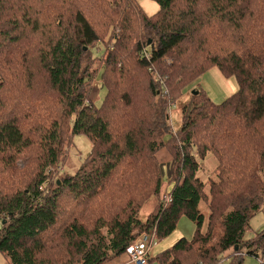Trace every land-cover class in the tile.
Returning a JSON list of instances; mask_svg holds the SVG:
<instances>
[{"label":"trees","instance_id":"16d2710c","mask_svg":"<svg viewBox=\"0 0 264 264\" xmlns=\"http://www.w3.org/2000/svg\"><path fill=\"white\" fill-rule=\"evenodd\" d=\"M0 0V254L5 264H104L137 235L156 241L181 217L196 227L159 264L264 258V0ZM97 51L94 55L93 51ZM102 66L105 96L89 100ZM212 68L238 90L215 104L197 87ZM181 126L171 127V106ZM76 135L90 152L59 174ZM172 161L170 202L157 154ZM215 167L200 177L202 160ZM209 209L205 233L200 202ZM264 264V263H263Z\"/></svg>","mask_w":264,"mask_h":264},{"label":"rangeland","instance_id":"374dc122","mask_svg":"<svg viewBox=\"0 0 264 264\" xmlns=\"http://www.w3.org/2000/svg\"><path fill=\"white\" fill-rule=\"evenodd\" d=\"M137 6L144 12L145 15L151 16L158 12V5L151 0H133ZM94 55H97V51H93ZM102 71L103 68H100L96 71L89 90V100L95 107H100L105 96V87L102 82ZM198 88L204 91L207 94V97L211 99L215 104H220L226 98L236 93L238 86L233 77L224 78L220 75L217 68H212L208 71L207 74L203 76V80L198 83ZM189 89L180 96L181 104L187 102L189 99ZM185 95V99L184 98ZM170 113V122L173 132L178 130L181 126V112L180 109L176 106H171L168 110ZM91 145L89 139L84 135H76L73 138V145L68 153V160L62 166H59V175H72L74 171L78 168L82 160L90 152ZM202 172L199 173L200 177H205L209 175L210 171L215 166V162L212 161L210 155H207L204 160H202ZM170 169V166L167 170ZM162 177L163 184L166 180V169L162 166ZM162 181V180H161ZM1 228V224H0ZM264 228V213L260 212L256 214L249 222V227L245 232L244 237L246 239L253 238L256 234L260 233ZM177 234V233H176ZM185 236L181 235L177 240ZM176 240V241H177ZM175 241V242H176ZM264 260V259H263ZM221 261H227L223 264H228L226 258L220 259L218 264H222ZM261 259H255L253 257L244 256L243 264H261ZM0 264H5L3 256L0 254Z\"/></svg>","mask_w":264,"mask_h":264},{"label":"crops","instance_id":"0c3cea01","mask_svg":"<svg viewBox=\"0 0 264 264\" xmlns=\"http://www.w3.org/2000/svg\"><path fill=\"white\" fill-rule=\"evenodd\" d=\"M202 80H203V77L198 81V83ZM197 87H198V84H197ZM189 91H191V90H189ZM183 99H185V95H184ZM180 103H181V101H180ZM180 103L175 104L174 106H176V108L178 107L181 110V106L183 104L180 105ZM157 159H158V162L160 165L161 179H162L160 192H159L158 196L152 197L141 207L140 213H139V218L141 221H145L147 219V217L150 215V213L153 212L155 207L160 202L164 203V199L166 197H169V193L171 190V183H170V176L171 175H170V173H171V168H172V161L165 151H160L157 154ZM162 166H164L166 169V180H165L164 184H163V177H162ZM169 166H170V169L167 170L169 168ZM198 210H199V212L203 218V224H202L201 231H202V233H205L206 227H207V220L209 217V209H208L207 205L201 201L198 205ZM195 229H196L195 225L189 219H187L186 217H181L178 220L176 227H175V230L172 233H170L167 237H165L164 239H162L160 241L155 240V244L153 247H151L149 254H148V264H159L155 258L157 256V254H159L160 252L172 247L178 241L177 239L179 237H181V235L185 236V237H183L184 239L191 240L194 233H195ZM261 259L263 260L264 258H261ZM224 262L227 263V261H221L222 264ZM263 262H264V260H263ZM104 264H133V263H131L128 256L126 254H124V255L119 256L117 259L106 262Z\"/></svg>","mask_w":264,"mask_h":264},{"label":"built area","instance_id":"2783aa9c","mask_svg":"<svg viewBox=\"0 0 264 264\" xmlns=\"http://www.w3.org/2000/svg\"><path fill=\"white\" fill-rule=\"evenodd\" d=\"M170 202V197L164 199V203ZM155 244L154 230L149 232L140 233L135 237V239L130 243V245L125 249V253L129 260L133 264H148V254ZM263 264V260L260 261Z\"/></svg>","mask_w":264,"mask_h":264},{"label":"water","instance_id":"95a60500","mask_svg":"<svg viewBox=\"0 0 264 264\" xmlns=\"http://www.w3.org/2000/svg\"><path fill=\"white\" fill-rule=\"evenodd\" d=\"M191 94H192V95H197L198 92H195L194 90H192V91H191Z\"/></svg>","mask_w":264,"mask_h":264}]
</instances>
